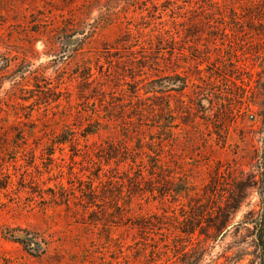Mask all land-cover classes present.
I'll list each match as a JSON object with an SVG mask.
<instances>
[{
  "label": "rangeland",
  "instance_id": "rangeland-1",
  "mask_svg": "<svg viewBox=\"0 0 264 264\" xmlns=\"http://www.w3.org/2000/svg\"><path fill=\"white\" fill-rule=\"evenodd\" d=\"M262 214L264 0H0V264H260Z\"/></svg>",
  "mask_w": 264,
  "mask_h": 264
},
{
  "label": "trees",
  "instance_id": "trees-1",
  "mask_svg": "<svg viewBox=\"0 0 264 264\" xmlns=\"http://www.w3.org/2000/svg\"><path fill=\"white\" fill-rule=\"evenodd\" d=\"M63 143V142H61ZM255 226L257 229V238H258V245L261 250V258H260V264H264V214L261 215L260 222H255ZM19 243L28 245V241L22 239V238H17ZM191 264H194L191 262Z\"/></svg>",
  "mask_w": 264,
  "mask_h": 264
}]
</instances>
